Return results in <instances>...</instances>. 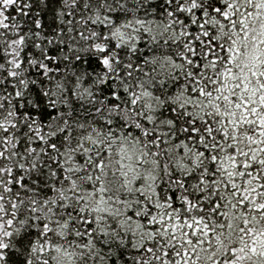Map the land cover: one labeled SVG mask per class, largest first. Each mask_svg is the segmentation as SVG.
I'll return each instance as SVG.
<instances>
[{
	"label": "snow or ice",
	"instance_id": "obj_1",
	"mask_svg": "<svg viewBox=\"0 0 264 264\" xmlns=\"http://www.w3.org/2000/svg\"><path fill=\"white\" fill-rule=\"evenodd\" d=\"M0 264H264V0H0Z\"/></svg>",
	"mask_w": 264,
	"mask_h": 264
}]
</instances>
